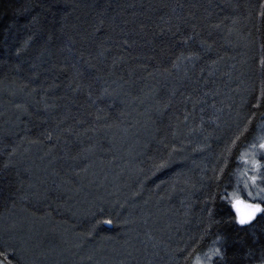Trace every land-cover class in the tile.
<instances>
[{
  "label": "trees",
  "instance_id": "1",
  "mask_svg": "<svg viewBox=\"0 0 264 264\" xmlns=\"http://www.w3.org/2000/svg\"><path fill=\"white\" fill-rule=\"evenodd\" d=\"M262 62L264 0H0V261L49 264L22 226L73 227V264H264L228 199L245 152L264 165Z\"/></svg>",
  "mask_w": 264,
  "mask_h": 264
},
{
  "label": "rangeland",
  "instance_id": "2",
  "mask_svg": "<svg viewBox=\"0 0 264 264\" xmlns=\"http://www.w3.org/2000/svg\"><path fill=\"white\" fill-rule=\"evenodd\" d=\"M146 132H144V134H146ZM145 139H146V137L141 139V141H140L141 146H142ZM255 153H256V151H254V150H251V151L248 150L247 152H245V157L242 158L244 168H242V174L241 175L244 176L245 179H244L243 183L241 184L240 188L231 191V193L228 197L231 204L234 200L241 199V194L244 196L246 195V196H250V197H260L262 195L261 187L258 184V179H257L255 184H252V182L249 179L252 175H256L258 177V173H259L255 170H253L252 164H251V161L255 158ZM246 159L248 160V163H245ZM99 169L101 171H107L108 172L107 176L101 177L100 174L98 173ZM115 179H117V173H116V170H114L112 168L111 169L98 168L97 170L96 169H89V176L85 177V179L81 183L79 182V184L81 185V188H80L81 191H76V190L72 191V196L76 197L81 203L86 202L85 198L86 199H93V198H95V196L106 198L107 190L109 189L108 184L111 181H114ZM249 193H251V195H249ZM34 225L39 226L40 224L35 223ZM21 228H22V231H24V232H21V234H20L23 238L18 237V239L20 241L17 239L18 241L13 240V242L15 244L17 242L21 251H23V252L26 250L30 251L33 258H36L39 254H42L43 259L45 260V263H49V264H73V262H76L78 260V256H76L73 259V256L71 255V254H73L74 250H76V252L78 250L77 255L79 254L80 257L86 258V256H88V255L92 256L91 255V252H92L91 247H85L82 249H77V246H75V245H77L76 240L79 237L77 236L76 231H74L73 227H71V228H69V227L68 228H66V227L60 228L59 227L61 229V231H60L58 238L63 240L64 242L62 243V241H59V243L57 244L56 247H54L55 246L54 240H52L53 244H51V246H50V245L45 244V241L42 238H39L40 242L38 241L37 238L35 240H33V242L24 239V236L27 237L31 232L29 229L27 231H25L22 226H21ZM39 229H40V226L38 228H36V231L38 232ZM86 252H87V255H86ZM199 259H202V258H199ZM199 259L196 258L195 261H198Z\"/></svg>",
  "mask_w": 264,
  "mask_h": 264
},
{
  "label": "snow or ice",
  "instance_id": "3",
  "mask_svg": "<svg viewBox=\"0 0 264 264\" xmlns=\"http://www.w3.org/2000/svg\"><path fill=\"white\" fill-rule=\"evenodd\" d=\"M252 147H258L260 150H264V142H260L258 145L253 144ZM245 163H248L247 159L245 160ZM251 164L253 170L257 172L264 168V165L261 164L260 160L253 159ZM249 179L252 184H255L258 177L252 175ZM249 195H251V193H249ZM232 206L235 209V222L238 225L254 228L256 223H264V199H261L259 202H248L243 199H236ZM212 251L214 256L219 257L222 255L219 248H215ZM3 255V253H0V256ZM0 264H4V262L0 261ZM7 264H11V261L8 260Z\"/></svg>",
  "mask_w": 264,
  "mask_h": 264
},
{
  "label": "water",
  "instance_id": "4",
  "mask_svg": "<svg viewBox=\"0 0 264 264\" xmlns=\"http://www.w3.org/2000/svg\"><path fill=\"white\" fill-rule=\"evenodd\" d=\"M235 201H233L232 202V205H233V203H234ZM231 205V207H232V210L234 211V213H235V209L233 208V206ZM235 215H236V213H235Z\"/></svg>",
  "mask_w": 264,
  "mask_h": 264
}]
</instances>
